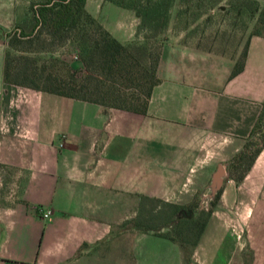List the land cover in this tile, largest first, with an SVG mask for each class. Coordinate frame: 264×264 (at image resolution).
I'll use <instances>...</instances> for the list:
<instances>
[{"label":"crops","instance_id":"crops-1","mask_svg":"<svg viewBox=\"0 0 264 264\" xmlns=\"http://www.w3.org/2000/svg\"><path fill=\"white\" fill-rule=\"evenodd\" d=\"M30 1L0 0V264H264V146L240 182L227 170L262 109L264 38H249L233 77L234 60L164 41L160 83L139 115L2 82L6 36ZM112 6L84 1L117 42L140 40L134 12L115 6L125 26L100 19ZM222 166L189 262L173 242L127 224L142 198L205 197Z\"/></svg>","mask_w":264,"mask_h":264},{"label":"trees","instance_id":"trees-1","mask_svg":"<svg viewBox=\"0 0 264 264\" xmlns=\"http://www.w3.org/2000/svg\"><path fill=\"white\" fill-rule=\"evenodd\" d=\"M84 1L31 0L24 22L15 25L6 36L2 82L95 104L105 109L145 115L152 89L160 83L156 69L164 41L159 38L167 29L174 0H105L121 9L134 12L138 17L136 36L140 35L141 39L125 44L113 39L86 12ZM188 1L185 10L190 7L191 1ZM259 2H262V6ZM239 9L248 18L254 19L241 52L235 58L210 53L234 60L230 77L237 75L243 68L249 38H264V0H247ZM240 11L237 13L240 14ZM25 28L28 30L25 31ZM41 35L50 40L61 39L73 43L82 70L79 73L73 72L57 58L48 59L52 63L51 66H46L47 61L44 60V64L41 63L38 67L34 61L20 58L26 61V65L21 68L14 67L12 63L15 59L11 51L22 45L25 46L22 48L25 52L31 50L32 42ZM45 52L50 53L49 50ZM57 65L63 68V77H59L53 69ZM263 146L264 101L241 151L227 164L228 173L236 183L243 179ZM218 195L219 191L212 200L216 201ZM142 199L162 206L160 215H163V224L156 228L143 227L136 221H129L127 224L134 230L152 233L173 242L181 250L184 260L189 262L192 250L210 216V210L199 208L195 201L187 205H176L158 199ZM184 211H187L186 216L183 215ZM163 228L169 229L168 232L161 233Z\"/></svg>","mask_w":264,"mask_h":264},{"label":"rangeland","instance_id":"rangeland-1","mask_svg":"<svg viewBox=\"0 0 264 264\" xmlns=\"http://www.w3.org/2000/svg\"><path fill=\"white\" fill-rule=\"evenodd\" d=\"M34 1L42 2L44 0ZM190 1V7L186 10L184 8L186 2L189 4L188 0L173 1L169 12L167 29L159 40H176L192 48L200 49L199 51L205 53L222 54L229 58L237 57L245 45L254 22V19L248 18L239 9L240 6L246 4L247 0ZM259 4L262 6V2H259ZM107 8L103 7L101 9L100 19L108 27L115 25L125 26L127 24L125 19L116 13L119 12L117 7ZM183 10L184 13H182ZM237 11H240V14ZM27 30L25 28V31ZM22 48L24 49L25 46H18L16 50L11 51L15 59L12 63L14 67L18 66L21 68L26 65V61L24 62L20 58L34 61L37 67L41 63L44 64V60L47 61V63L45 62L46 66H51L52 63L48 59L57 58V60L67 65L71 71L76 73L81 71L75 45L67 40H50L45 35H41L39 39L32 42L31 50L25 52ZM45 50H49L50 53H46ZM53 69L57 71L59 77L64 76L63 68L57 65ZM48 70H50V67H48ZM203 195L205 197H202V194L197 192L191 201H195L199 208L205 211L210 210L211 204L215 203V201L208 197V191L204 192ZM161 208L160 204L155 205L149 200L140 199L137 202L134 215L128 222L136 221L146 228L159 227L164 221L163 215H160ZM186 214L187 211H184L183 215L186 216ZM168 230L163 228L160 232L166 233Z\"/></svg>","mask_w":264,"mask_h":264},{"label":"water","instance_id":"water-1","mask_svg":"<svg viewBox=\"0 0 264 264\" xmlns=\"http://www.w3.org/2000/svg\"><path fill=\"white\" fill-rule=\"evenodd\" d=\"M223 175H224V167L223 166L217 167L211 177L209 185L207 186L209 198H213L216 192L220 189L221 184H222Z\"/></svg>","mask_w":264,"mask_h":264},{"label":"built area","instance_id":"built-area-1","mask_svg":"<svg viewBox=\"0 0 264 264\" xmlns=\"http://www.w3.org/2000/svg\"><path fill=\"white\" fill-rule=\"evenodd\" d=\"M39 212H40V217L42 220H47L51 215L50 210H40Z\"/></svg>","mask_w":264,"mask_h":264}]
</instances>
